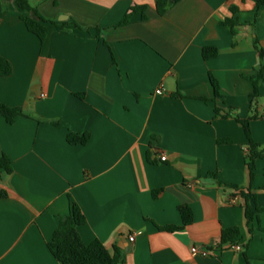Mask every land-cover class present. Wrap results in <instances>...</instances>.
<instances>
[{"label": "crops", "instance_id": "0c3cea01", "mask_svg": "<svg viewBox=\"0 0 264 264\" xmlns=\"http://www.w3.org/2000/svg\"><path fill=\"white\" fill-rule=\"evenodd\" d=\"M28 1L83 30L50 25L41 43L16 1H0V56L13 67L0 77V102L25 113L13 125L0 118V157L14 167L0 180V264H61L48 243L73 204L85 217L82 241L118 247L122 264H264V213L248 224L234 190H252L264 207V160L253 180L248 166L250 139L264 149V79L251 98L264 6L255 15L256 0H182L161 16L158 0ZM137 5L147 18L116 27ZM205 48L218 55L205 60ZM240 121H250V138ZM69 132L90 141L70 145ZM182 206L193 223L163 231L183 225ZM231 228L240 236L221 244ZM194 246L214 253L194 255Z\"/></svg>", "mask_w": 264, "mask_h": 264}, {"label": "trees", "instance_id": "16d2710c", "mask_svg": "<svg viewBox=\"0 0 264 264\" xmlns=\"http://www.w3.org/2000/svg\"><path fill=\"white\" fill-rule=\"evenodd\" d=\"M2 1V0H0ZM18 8L23 12L21 20L24 22L29 33L35 35L41 43H44L48 37L49 26L53 25L57 27L59 31L65 32L66 27L72 26L76 29L83 30V28L73 19L67 22L49 21L44 18L36 8H34L28 0H15ZM182 0H158L156 7L159 15H164L175 4ZM257 7L255 15L258 14L260 9L264 6V0H256ZM146 6H134L124 16L121 22L116 27L128 26L132 23V19L135 16L141 15L145 20ZM33 13L36 18L30 16ZM225 26L232 29L237 25L232 20H227L224 23ZM99 31V30H97ZM255 48L258 51L262 64L257 69V74L251 78L254 85V92L251 96L252 102L257 101L260 95V85L264 79V50L259 47V43L255 42ZM218 55L216 48H205L203 50V58L209 60L215 58ZM13 73V67L9 60L0 56V77H9ZM211 83L214 87L215 97H220L219 85L215 78L211 75ZM181 95H174V97ZM217 117L223 119L234 118L239 121L238 117L232 113V110L221 113V110L216 108ZM25 116V113L21 108H13L0 102V118L6 119L7 123L13 125L16 119ZM241 122V121H240ZM244 126L246 134L250 138L251 127L250 121L241 122ZM53 125L57 128H63L64 126L59 122H54ZM68 143L73 146L87 145L90 141V134H77L69 132L67 136ZM219 143H230V140L219 141ZM250 155L248 166L252 180L255 176V163L257 159L264 160V149L258 151L257 145L253 144L250 139ZM14 171L13 162L11 158L3 154L0 157V180L6 176L12 174ZM210 176H216L211 174ZM236 194H238L245 201V211L248 224H250L258 215L264 213V207L260 208L257 205V196L250 189H244L238 186L234 187ZM157 193V192H156ZM155 193V194H156ZM154 194V195H155ZM8 192L0 188V199H7ZM180 214L183 220L181 227H166L163 231L174 232L183 229L193 223V212L188 206L180 207ZM59 225L55 230L52 240L48 243V248L54 258L61 264H122L124 261L122 251L116 247L113 252H110L100 241H94L91 244H85L79 234L78 228L85 224V217L76 204H73L71 213L68 216L60 217ZM240 236V230L238 228H231L223 231L221 244L226 245L231 243L235 238Z\"/></svg>", "mask_w": 264, "mask_h": 264}, {"label": "built area", "instance_id": "2783aa9c", "mask_svg": "<svg viewBox=\"0 0 264 264\" xmlns=\"http://www.w3.org/2000/svg\"><path fill=\"white\" fill-rule=\"evenodd\" d=\"M156 93L157 94H162V90L161 89H159V90H157L156 91ZM244 148H248V146H247V144H245L244 145ZM167 160V157H166V155H164V156H162L161 157V161L162 162H165ZM233 203H234V201H233ZM135 236L133 235V236H131V238H130V241L131 242H134V240H135V238H134ZM233 248H234V250H236V251H241L242 250V246L241 245H236V246H233ZM214 253V251H211V250H209V249H203V248H201V247H199V246H194L193 248H192V254H194V255H202V256H210V255H212Z\"/></svg>", "mask_w": 264, "mask_h": 264}, {"label": "water", "instance_id": "95a60500", "mask_svg": "<svg viewBox=\"0 0 264 264\" xmlns=\"http://www.w3.org/2000/svg\"><path fill=\"white\" fill-rule=\"evenodd\" d=\"M60 20L61 21H66V20H68V16H62V18Z\"/></svg>", "mask_w": 264, "mask_h": 264}]
</instances>
